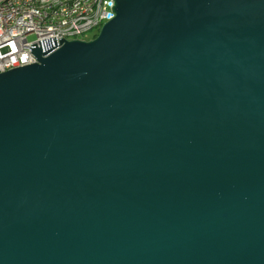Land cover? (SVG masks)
Returning <instances> with one entry per match:
<instances>
[{"label": "water", "instance_id": "water-1", "mask_svg": "<svg viewBox=\"0 0 264 264\" xmlns=\"http://www.w3.org/2000/svg\"><path fill=\"white\" fill-rule=\"evenodd\" d=\"M0 73V264H264V0H113Z\"/></svg>", "mask_w": 264, "mask_h": 264}, {"label": "built area", "instance_id": "built-area-1", "mask_svg": "<svg viewBox=\"0 0 264 264\" xmlns=\"http://www.w3.org/2000/svg\"><path fill=\"white\" fill-rule=\"evenodd\" d=\"M113 0H0V73L110 20ZM100 29V28H99Z\"/></svg>", "mask_w": 264, "mask_h": 264}, {"label": "rangeland", "instance_id": "rangeland-1", "mask_svg": "<svg viewBox=\"0 0 264 264\" xmlns=\"http://www.w3.org/2000/svg\"><path fill=\"white\" fill-rule=\"evenodd\" d=\"M99 28H100V26L94 27L88 31H85L79 37L84 39V40H89V39L93 38L95 35H97Z\"/></svg>", "mask_w": 264, "mask_h": 264}, {"label": "trees", "instance_id": "trees-1", "mask_svg": "<svg viewBox=\"0 0 264 264\" xmlns=\"http://www.w3.org/2000/svg\"><path fill=\"white\" fill-rule=\"evenodd\" d=\"M95 36H96V35H95ZM95 36H94V37H95Z\"/></svg>", "mask_w": 264, "mask_h": 264}]
</instances>
